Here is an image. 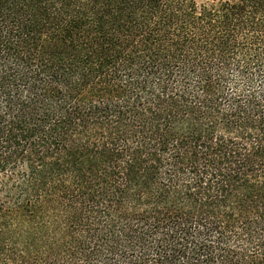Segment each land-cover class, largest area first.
Returning a JSON list of instances; mask_svg holds the SVG:
<instances>
[{"label": "trees", "instance_id": "trees-1", "mask_svg": "<svg viewBox=\"0 0 264 264\" xmlns=\"http://www.w3.org/2000/svg\"><path fill=\"white\" fill-rule=\"evenodd\" d=\"M0 264H264V0H0Z\"/></svg>", "mask_w": 264, "mask_h": 264}, {"label": "rangeland", "instance_id": "rangeland-1", "mask_svg": "<svg viewBox=\"0 0 264 264\" xmlns=\"http://www.w3.org/2000/svg\"><path fill=\"white\" fill-rule=\"evenodd\" d=\"M197 2H206V1H210V0H196Z\"/></svg>", "mask_w": 264, "mask_h": 264}]
</instances>
